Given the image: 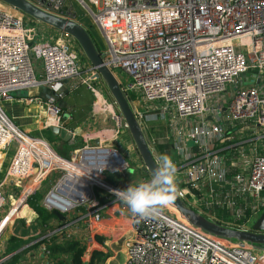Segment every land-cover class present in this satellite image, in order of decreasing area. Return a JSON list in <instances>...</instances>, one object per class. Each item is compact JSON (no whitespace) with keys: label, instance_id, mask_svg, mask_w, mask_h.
<instances>
[{"label":"built area","instance_id":"2783aa9c","mask_svg":"<svg viewBox=\"0 0 264 264\" xmlns=\"http://www.w3.org/2000/svg\"><path fill=\"white\" fill-rule=\"evenodd\" d=\"M28 1L46 13L79 20L70 0ZM78 2L90 11L105 39L107 50L101 54L103 61L118 79L124 94L136 95L146 102H163L177 119H186L181 126L187 123L191 128L188 140L176 144L179 159L176 169L181 175L174 181L176 194L186 203L194 193L207 189L205 196L215 200L216 206H224L222 201L233 198H240L243 206L253 198V213L264 211V144L254 148L248 168L232 167L216 149V144L234 129L251 126L252 139L264 140V0ZM59 36L57 41L35 43L24 19L0 9V156L14 149L6 177L0 182V209L6 202L5 184H20L23 195L30 189L26 201L55 176L43 204L52 212L60 211L65 225H69L75 220L72 216L76 211L92 201L94 186L90 196L81 201L70 197L75 196L76 189L72 188L67 195L59 193L69 182L70 173L63 166L80 164L90 150L107 149L101 144L87 145L67 159L45 139L24 132L2 107L20 91L38 96L42 88H48L58 93L62 81L80 75L74 47L63 38L70 37L64 33ZM87 69L93 81L102 79L91 65ZM90 81L84 83H89L87 88L96 98L94 111L112 109L109 113L118 129L128 130L122 113L116 115L114 111L116 102L111 104L103 90ZM60 98L61 93L44 101L46 128L63 127ZM184 131L186 126L178 134L183 135ZM118 134L116 131L115 135ZM189 142L194 145L191 149ZM106 170L101 171L102 180ZM217 183L221 186L216 189L213 185ZM110 189L118 190L112 186ZM54 194L65 203L64 209L49 203ZM93 200L92 211L85 218L96 225L104 217L99 212V202ZM133 227L122 264H264V246L211 235L182 215L175 217L157 209L147 218L133 217ZM246 227L236 230L250 231ZM47 244L43 243L39 249L50 256Z\"/></svg>","mask_w":264,"mask_h":264},{"label":"rangeland","instance_id":"374dc122","mask_svg":"<svg viewBox=\"0 0 264 264\" xmlns=\"http://www.w3.org/2000/svg\"><path fill=\"white\" fill-rule=\"evenodd\" d=\"M70 4H73L77 14L79 15L80 24H83L82 26L85 27V29L88 31L89 35L91 36L93 42L95 43L97 49L101 54H105L107 50V45L105 42V39L103 38L101 32L99 31L97 25L95 24L93 17L90 13V11L84 7L82 4L78 2V0H70ZM0 9L9 12L15 17H20L24 19L25 25L32 30V35L34 37V42L39 43L41 41H57V38L60 37V33L57 30H54L53 28L44 25L42 23H39L27 16H25L20 11L8 6L7 4L0 1ZM93 10V7H91ZM70 37V36H69ZM70 44L73 45L74 50L78 56V73H82L85 75L86 73L89 75V77L81 78L78 83L73 86L74 88H79L81 86H87L89 83H83L84 81H87V79H91L90 83H93L95 86H97L96 83H104L103 84V92L105 96L109 99V102L111 104H114L116 102L110 93V90L108 89L107 84L103 79H100V81H93L90 72H88V67L90 65L86 55L84 54L82 48L80 45L76 42V40H73L71 37L66 38ZM116 74L123 79L122 75L119 73V71H116ZM82 75V76H83ZM245 85H247V81H243ZM87 89V88H86ZM88 90V89H87ZM89 95H91L88 92ZM93 97V106L95 104L96 98L94 94L92 93ZM91 97V98H92ZM131 107L133 111L135 112L140 125L144 131V134L147 138L148 144L153 152V155L157 162L159 163V157L162 154H165L169 156L176 165L179 163V159L177 157V151H176V144L179 141H187V135L189 134L188 131H184V134H178V132L181 130L183 126H181L182 122H186V119H180L175 116V113H173V110H170L166 107V105L161 101H154V102H146L142 100L140 97L136 95H129L127 96ZM117 104V103H116ZM3 108L6 111L5 103L3 104ZM8 110V109H7ZM46 111V109H45ZM98 110L93 107V116H95L96 119L95 123L90 127V129H84L82 127V124H80L81 132L80 134L85 135L83 133H88L92 135V140H90V146L94 145V138L99 137L100 138V144L101 147L110 151H118L122 159L124 160V164L118 169L119 171L115 174L110 172L109 170L103 171V180L106 183H103L102 177L100 178L102 180V184L107 185L109 189L105 190L101 188L100 186L96 187L94 186L92 188L93 191V199L98 198L100 196V193L103 194V196H108L111 200H116L118 198L115 197L114 190H111L110 187H114L118 190H124L128 186H135L136 184H139L141 182H147L151 180L150 174L147 172L145 164L141 158V155L135 145V142L131 136V133L128 130H123L122 128L117 127L116 121L113 119V115L109 112H112V109L110 111L106 112H97ZM114 111L116 115H119L121 113L118 105H115ZM6 113L9 112L6 111ZM12 118V116H10ZM123 117V115H122ZM124 118V117H123ZM125 120V119H124ZM238 128H240L238 126ZM252 129V127H248ZM23 129V128H22ZM25 132H27L25 129H23ZM30 131V130H29ZM119 131L118 135H115V132ZM31 136L39 137V138H45L49 143L53 145L54 148H56L58 151H60L64 155H69L70 152L74 151L71 150L72 147L63 146L62 144H55L54 138L49 135V132L46 133H40L38 131H34L32 133H28ZM181 135V136H179ZM109 136V137H108ZM247 139H252V136L250 137V134L243 138H233L228 142L230 145H234V147L230 148L233 149L228 154L229 158L234 157H241L244 161H247L251 159L253 155L254 148L259 144H263V141H249L246 143H243L240 141H246ZM81 138L78 140L76 146L81 147ZM189 147L192 148L194 145L192 142L188 143ZM243 147V150L241 148ZM236 149H240L237 150ZM12 149L11 151H13ZM227 154V152H226ZM225 155V154H224ZM226 157V156H225ZM227 158V157H226ZM241 160V159H240ZM178 168V165L177 167ZM180 170L176 171L175 179L180 177ZM57 179L60 178L59 175H56ZM55 181V176L52 177V179L48 182H45L42 184V186L39 188L36 194L33 196H30V198L24 202H22L19 207H17L20 198L22 197L23 189L18 191L15 190V193H7L4 189V196H5V206H3L2 209H0V262L5 260L4 263H7L11 260V258L20 250H23L30 245H33L37 243L40 240H44V243H48V235L50 233H54L56 230L55 227L51 226L54 222L53 219L48 220L47 222L51 224L45 223L42 217H40V212L38 209H43L46 212H52V210H49L45 207L43 204V201L51 187L50 182ZM23 185V184H22ZM205 189L204 191L200 193H194L193 197H189L186 200V206H188L190 209L196 211L199 215L212 220L215 223H218L220 225L226 226V227H232L233 229H241L240 226L246 225V228H249L250 231L252 230V226L254 225L255 221L261 216L263 213V209H261L257 213H253L255 210L253 209V206L255 205L254 199L249 198L243 206L241 205L240 198H233L230 200H227V202H223L222 204L224 206H216L215 200L213 201L209 196H205L204 193H206ZM109 192V193H108ZM114 192V193H113ZM35 196H38L37 200H33ZM102 196V197H103ZM264 196V192H263ZM92 199V201H94ZM103 199V198H102ZM101 199V200H102ZM92 201L86 202L81 208H79L77 211L82 212L81 215L84 213H87V211H90L92 207ZM96 201H100L96 199ZM35 202L36 205H32V203ZM254 203V204H253ZM261 203V200H260ZM102 204V203H101ZM126 207V206H125ZM124 207V208H125ZM30 208L33 212H35V220L33 222H29L28 220H24V212H26V209ZM127 208V207H126ZM48 210V211H47ZM158 210L165 212L166 214L173 215L175 217H180L179 211L172 206V204H168L167 206L163 208H158ZM76 211V212H77ZM92 211V210H91ZM76 217V218H75ZM73 219L74 221L78 220L77 222H80V226H82V229H87L89 221L87 218L79 219V216H75ZM249 221V222H247ZM30 223L28 225L27 223ZM85 222V223H84ZM84 223V224H82ZM79 226V228H80ZM106 227L115 228L119 232L115 233V241H118V238L126 233L127 228L126 224L124 223H118L115 226H111L110 224ZM17 231H20L21 233H37L35 237H31L26 240H19L17 238H14L10 236V234L17 233ZM121 234V235H120ZM65 236V239L67 241L66 244H63L62 246H59L58 248L63 247L62 249L58 250L56 249V243H50L51 247H49L50 250V256H46L47 259L51 260V264H75L74 262V256L76 252L80 249L83 250L82 255V261L83 264H119L123 257H125V245L120 244V250L115 256L114 260L109 261L107 263V259H109L113 254H110L108 251H104L102 249H105V245L99 246L97 244V240L94 238L93 241H91L92 238L89 239H82L80 240H74L75 238H72L71 234L68 233H56V236ZM236 241V240H233ZM107 244H109V241L107 240ZM73 245H76L75 247H72ZM37 248V247H36ZM34 248V250H36ZM30 252V251H29ZM28 252V253H29ZM37 252V251H36ZM27 253V254H28ZM107 254V255H106ZM29 255V254H28ZM28 255L19 258L18 263H22V261L25 259H28ZM111 255V256H110ZM107 256L108 258L106 259ZM45 259V260H47Z\"/></svg>","mask_w":264,"mask_h":264},{"label":"crops","instance_id":"0c3cea01","mask_svg":"<svg viewBox=\"0 0 264 264\" xmlns=\"http://www.w3.org/2000/svg\"><path fill=\"white\" fill-rule=\"evenodd\" d=\"M81 25H83V24H81ZM82 75L83 74L81 73L79 76H76L74 78H70L68 80L62 81L60 86H59L58 93H54L53 91H50L48 88H42L40 90V93L38 96L33 95L30 92L20 91V92H17L16 94H14L11 101L5 102L6 111L9 112V116H12V118L15 120L16 124L19 125L21 129L23 128L27 131L26 133H29V132L32 133L34 131H38L40 133H44V132L48 133V128L45 127L47 115H46V111H45L44 101L46 99L52 97V96H58L60 93L63 94V98L58 99V104L64 110V115H63V118L61 120V124L63 125L64 128L70 130L75 135L73 136V140L70 142H64L60 139H54V141H55V144H62L63 146H68L69 150H70V147H72L71 150L74 149V151L70 152L69 155H64L60 151H58L56 148H54L52 144L51 145H52V148L59 155H61L62 157H65L67 159L72 158L77 151L83 149L87 145L90 146L89 142H90V140H92V135H90L88 133H83L85 135L80 134V133H82L81 128H80V124H82V127L84 129H90V127H92V125L95 123V120L98 119L95 116H93V113H92V111H93L92 92L87 88V86H86V88L88 90L85 88V86H81L79 88L73 87L78 83V81L81 78L89 77V75L87 73L83 76ZM96 84L100 89L103 90V84L104 83H96ZM88 92L91 95H89ZM2 107H3V104H2ZM183 124H185L183 126H186L187 131L191 130V128H188L187 123H183ZM249 134L251 137L252 133H251L250 129H245V130L244 129L243 130L234 129V130H231L230 132H228L226 134V138L223 141L218 142L216 144V149L218 150V152H221V154H223V156L227 157V158L225 157L227 159V163L229 165H231L232 167H235V166H240L241 168H248L249 167V164L251 162L252 157H251V159L244 161L241 157H238V156L234 157V158H229V156H228L230 151L233 150L230 148L234 147V145H230V144H228V142H230V140L235 138V137L239 139V138L246 137ZM49 135H50V133H49ZM80 138L82 140L81 147H77L76 144H77L78 140H80ZM249 141L254 142L253 139H247L246 141H240V143L241 142L246 143ZM97 142H99V140L97 138H94L95 144L92 146H97ZM263 144L259 143L258 147H262ZM11 150L12 149H10L7 152H4L0 156V182L4 181L8 167H9V164H10L11 159L13 157L14 151H11ZM237 150H240V149H236V151ZM195 151L197 152V150L194 148V152ZM226 152H227V154H226ZM232 152H234V151H232ZM177 155H178V153H177ZM217 184L218 185H216V184L213 185L216 189L218 187L220 188V186H221L220 183H217ZM3 189H7V190H5L7 193L8 192L9 193H11V192L15 193V190L19 191L21 189V187H20V184L17 185L15 183L13 185L9 182V183L4 185ZM102 196H103V194L100 193V196L98 198H96L97 200L100 199V201H98L100 204L99 212L104 217L101 222H99L96 225L88 224L87 229H82V226H80V222H77L78 220H76V221L71 220L69 225L68 224L65 225L64 221H60L56 217V219H53L54 221H52V222H54V223L51 225V226L55 227L56 230L54 231V233H50L48 235V239H49L47 241L48 247H51L50 243H52V242L57 244L56 249L59 246H62L63 244L67 243L65 236H60V235L56 236V233H62L63 234V233L69 232L71 234L72 238H75L74 240H80V241L82 239L86 240V239H88V237H89V239L92 237H95V239L98 241L97 244L99 246H102V245L107 246V247H105V249H102V250H104L105 252L108 251L110 254H113V256L110 255L111 257L109 259H107L108 257L105 256L107 259V263H109V261H111V260H114L115 259L114 255H117V253L120 250V244L126 246L127 241L132 237L133 230H134L133 216L129 213L128 209L126 208L127 206L122 201H120L119 199H116V200L109 199L108 200L109 195L103 196V197ZM102 198L106 202L102 203V201H101ZM19 205H20V203H18L17 207H19ZM89 212L90 211H87V213H84L83 215H81L82 212L77 211L73 217L79 216V219H83ZM23 214L25 216L24 220H28L30 223L35 220V214L36 213L33 212L30 208H27L26 212H24ZM119 222L126 224L127 231L123 235L120 234L121 236L118 238V241H115V233H117L119 231L116 230L114 227L111 228V227H106V226L109 224L111 226H113V225L115 226ZM30 223H27V224L30 225ZM48 223L49 222H47V224ZM84 223H82V224H84ZM49 224H51V223H49ZM79 226H80V228H79ZM229 228H232V227H229ZM36 235H38V234L34 233V232L31 234H28L26 232L21 233L20 231H17V233L12 232V234H10V236L17 238L19 240H21V239L26 240V239H29L33 236L35 237ZM93 239L94 238H92V241H93ZM107 240L109 241V244H107ZM125 251H126V248H125ZM28 254H25V255H23L21 257H17V258H11V260L8 262V264H51V260L47 259V257L40 252L39 246L36 248V250L32 249ZM26 255L29 256L28 259L27 260L24 259L22 261V263H21V261H20V263H18L19 260H17V259L22 258ZM125 258H126V253H125V257L122 258V260L120 261L119 264H122L125 261ZM45 259H47V260H45ZM1 264H7V263L2 262Z\"/></svg>","mask_w":264,"mask_h":264},{"label":"water","instance_id":"95a60500","mask_svg":"<svg viewBox=\"0 0 264 264\" xmlns=\"http://www.w3.org/2000/svg\"><path fill=\"white\" fill-rule=\"evenodd\" d=\"M0 1L20 11L25 16L39 23L47 25L53 28L54 30L64 33L76 40V42L80 45L84 54L86 55L90 65L99 73V75L107 84L110 93L116 101L128 125V129L141 155L145 167L152 178L153 171L159 163L153 155V152L148 144L144 131L140 125V122L135 112L133 111L127 96L122 91L118 79L116 78L114 73L105 65L101 53L98 51L95 43L93 42L91 36L89 35L85 27L76 21L63 19L55 15L46 13L34 6L28 0ZM48 132L54 139H60L64 142H70L73 140L72 132L63 127L55 125L50 126L48 127ZM99 145L100 143L97 142V146ZM99 152L102 151L100 150ZM88 153L89 151L85 152V157ZM112 157H114L115 159L121 158L117 151H113ZM171 204L179 211L182 216L187 218L192 225L202 229L203 231L211 235L228 240L247 242L255 246H264V211L261 216L255 221L251 231H240L220 225L218 223L213 222L212 220H209L199 215L196 211L186 206L185 202L177 194L173 197V201ZM53 214L60 221L65 220L64 215L60 211L54 210ZM43 243L44 240H40L37 243L30 245L29 247L17 252L12 258L21 257L27 254L32 249L42 245Z\"/></svg>","mask_w":264,"mask_h":264},{"label":"clouds","instance_id":"9594fccd","mask_svg":"<svg viewBox=\"0 0 264 264\" xmlns=\"http://www.w3.org/2000/svg\"><path fill=\"white\" fill-rule=\"evenodd\" d=\"M176 171L173 160L162 154L150 181L128 186L124 190H117L114 195L127 206L133 217L147 218L153 215L158 208L172 203L176 195L174 187Z\"/></svg>","mask_w":264,"mask_h":264},{"label":"bare ground","instance_id":"6f19581e","mask_svg":"<svg viewBox=\"0 0 264 264\" xmlns=\"http://www.w3.org/2000/svg\"><path fill=\"white\" fill-rule=\"evenodd\" d=\"M109 137V136H108ZM99 142L100 138L96 137ZM100 150H90L89 153L86 155L84 160L79 163H65L63 168L68 170L70 175L68 179V183L62 188H60V192L62 194H68L69 190L76 189L77 193L75 196L71 194V199L73 201H76L78 197V201L84 200L88 196H90L91 193V187L98 185L102 188L109 189L107 185L104 186V184L100 183L102 182L101 178V171L104 168H108L109 171H115L118 170L123 163L122 158L115 159L112 157L113 153L102 150V152H99ZM112 160L113 163L108 164L106 161ZM106 163V164H105ZM108 164V165H107ZM31 192V190H27L23 197L20 200V204L24 202L25 197ZM82 198V199H81ZM49 203L57 208L64 209L65 203L60 200L59 196L57 194H54L50 196Z\"/></svg>","mask_w":264,"mask_h":264},{"label":"trees","instance_id":"16d2710c","mask_svg":"<svg viewBox=\"0 0 264 264\" xmlns=\"http://www.w3.org/2000/svg\"><path fill=\"white\" fill-rule=\"evenodd\" d=\"M99 51V50H98ZM37 198H38V196H35V198L33 199V200H37ZM102 201V203H104V202H106L105 200H101ZM32 203V202H31ZM32 205H36V203L35 202H33L32 203ZM38 211L40 212V217H42V219L44 220V222L46 223L48 220H51V219H56V216L53 214V212H46V211H44L43 209H38ZM48 211V210H47ZM76 245H73L72 247H75ZM63 247H61V248H58V250H60V249H62ZM82 255H83V250L81 249H79L77 252H76V254H75V256H74V263L75 264H83V261H82Z\"/></svg>","mask_w":264,"mask_h":264}]
</instances>
